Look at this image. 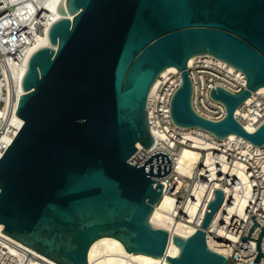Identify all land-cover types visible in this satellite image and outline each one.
Wrapping results in <instances>:
<instances>
[{"label":"water","instance_id":"water-1","mask_svg":"<svg viewBox=\"0 0 264 264\" xmlns=\"http://www.w3.org/2000/svg\"><path fill=\"white\" fill-rule=\"evenodd\" d=\"M67 8L73 18L49 28L53 46L27 60L15 112L23 124L0 156V230L59 264H88L89 248L102 236L170 264H228L207 242L223 190H215L201 226L172 236L150 222L171 156L156 150L142 163L131 157L138 142L147 149L155 142L148 98L169 66L182 77L170 105L177 125L264 145V122L250 131L236 117L264 87V0H67ZM198 54L245 74L239 92L211 89L226 108L220 120L193 109L188 61ZM263 235L264 228L256 261ZM170 238L180 247L176 256L166 252Z\"/></svg>","mask_w":264,"mask_h":264},{"label":"built area","instance_id":"built-area-1","mask_svg":"<svg viewBox=\"0 0 264 264\" xmlns=\"http://www.w3.org/2000/svg\"><path fill=\"white\" fill-rule=\"evenodd\" d=\"M14 9L12 5L9 7L10 12ZM9 27L0 25L1 78L4 77L3 62H5L1 57L4 55L2 47L7 50L8 54L5 56H12L18 64L23 57L22 28L10 30ZM38 31L43 30L40 27ZM188 69L193 85V109L199 115L211 120H220L226 114L225 105L211 97L212 88L221 86L236 93L246 87V77L243 71L210 54L193 56L192 62L188 63ZM156 80V85L148 98L147 110L151 132L158 136L159 141L156 142L155 139L153 146L149 149L137 146V151L131 157V161L142 163L149 154L156 151V146L172 151L168 154L172 158L173 169L169 175L160 178V181L166 184L163 193L175 196L180 203L184 202V207L188 203L198 206V210L201 211L193 221L184 215V220L195 225L196 229L201 226L209 203L215 199V190L222 189L224 200L218 210L220 215H214L207 228L208 245L226 256L228 264L263 263L264 235L261 239L263 256L259 261H256V258L258 255L257 238L264 228V145L255 146L250 141L237 137L220 139L213 133L198 127L177 125L171 117L170 105L173 94L182 81L181 71L177 68L168 69L160 73ZM239 108L241 112L236 113L237 119L242 124V120L246 121L254 126L253 130H255L264 122V90L252 91ZM196 138L201 140L200 144H205L208 148L197 146ZM183 147L199 150L202 154L191 174H182L174 167L175 156ZM237 163L241 165L239 169L246 176V182H241V178L234 172ZM240 182L242 183V195L246 198L242 209L243 213H246L244 217L239 213L240 205L234 213L223 208L227 203H233V195L229 196L226 188L235 190ZM218 183L222 186H217ZM253 218L256 219L258 225L250 233ZM249 235L250 237L247 238ZM0 264L57 263L45 260L0 236Z\"/></svg>","mask_w":264,"mask_h":264},{"label":"bare ground","instance_id":"bare-ground-1","mask_svg":"<svg viewBox=\"0 0 264 264\" xmlns=\"http://www.w3.org/2000/svg\"><path fill=\"white\" fill-rule=\"evenodd\" d=\"M11 5L15 7L12 12L9 11ZM62 17L73 18V13L67 8V0H0V25L5 27L10 26V30L13 28H22L24 43L23 48L21 49V51H23V57L19 64L14 61L12 56H5L8 54L7 50L2 47L4 55H1V57L5 62H3L4 77H0V156L23 124V119L15 114V112L18 96L24 92L20 90V87L23 76L27 71V60L31 54L41 46H53L50 43L48 36L49 28L53 22ZM40 27L43 30L42 32L38 31ZM55 47L56 46H54V48ZM192 60L193 57L189 59L188 63L190 64ZM168 69H176V67L169 66L161 73L166 72ZM156 81L152 85L150 94L156 85ZM259 89L264 90V87H260ZM240 112V108H238L236 113L240 114ZM242 122L248 130H253L254 126H251L246 121L242 120ZM153 134L156 142H158V136L155 135V133ZM228 137L243 138L233 133ZM199 142H201V140L196 138L195 143L197 146L208 148V146L205 144L202 145ZM137 146L142 147V144L138 142ZM155 150H164L169 154L172 152L170 149L157 146L155 147ZM201 155L202 154L199 150L183 147L175 156L174 167L182 174H191L192 169L196 162L201 158ZM240 166L241 165L237 163L234 172L241 178V182H246V176H244L239 169ZM241 182L235 190L226 188L227 194L229 196L233 195V203H227L223 208L228 209V212L234 213L240 205L239 213L244 217L246 213H243L242 209L246 203V198L243 197L241 192ZM217 186L222 185L218 183ZM200 211L201 210H198V206L195 204L188 203L184 207V202L180 203L175 196L163 193L161 200L155 205L154 210L150 215V222L155 227L164 228L170 231L172 236L179 235L187 237L196 230V226L184 220V215L193 221ZM216 214H218V211L215 215ZM218 215H220V211ZM198 220L199 219H197V221ZM214 222H216V220ZM0 236L22 246L29 252H33V254L40 256L45 260H51L52 262L57 263L1 230ZM12 250L16 253L13 248ZM215 250L218 251V249ZM179 251L180 247L174 243L173 238H170L166 250L167 254L176 256ZM88 264H170V262L165 256L155 257L142 252H128L119 239L113 236H102L91 244L88 252ZM261 264H264V262Z\"/></svg>","mask_w":264,"mask_h":264}]
</instances>
